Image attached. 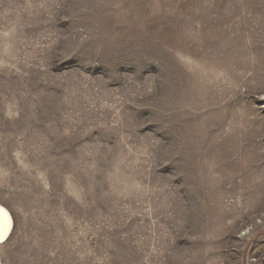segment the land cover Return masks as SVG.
<instances>
[{
  "label": "rangeland",
  "instance_id": "obj_1",
  "mask_svg": "<svg viewBox=\"0 0 264 264\" xmlns=\"http://www.w3.org/2000/svg\"><path fill=\"white\" fill-rule=\"evenodd\" d=\"M2 264H264V0H0Z\"/></svg>",
  "mask_w": 264,
  "mask_h": 264
},
{
  "label": "bare ground",
  "instance_id": "obj_2",
  "mask_svg": "<svg viewBox=\"0 0 264 264\" xmlns=\"http://www.w3.org/2000/svg\"><path fill=\"white\" fill-rule=\"evenodd\" d=\"M14 221L10 211L0 203V245L6 243L13 232ZM0 264L2 261L0 259Z\"/></svg>",
  "mask_w": 264,
  "mask_h": 264
}]
</instances>
